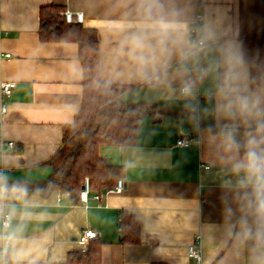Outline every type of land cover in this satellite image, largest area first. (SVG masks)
Listing matches in <instances>:
<instances>
[{"label": "crops", "instance_id": "0c3cea01", "mask_svg": "<svg viewBox=\"0 0 264 264\" xmlns=\"http://www.w3.org/2000/svg\"><path fill=\"white\" fill-rule=\"evenodd\" d=\"M186 3L197 15L225 13L240 41L245 35L264 32V0ZM49 4L83 12L81 24L98 31L101 80L127 85L123 100L154 103L158 111L141 121L134 144L115 146L109 154L125 167L121 192H109L101 200L93 192L87 202L76 204L70 193L59 190L49 196L28 192L26 209L15 200L9 205L0 202V247L3 232L11 239L6 264H72L68 253L89 246L79 239L85 229L99 233L100 264H195L187 252L198 234L202 264H239L223 221L209 153L196 143L176 146L180 136L197 137L196 133L181 125L180 108L170 104L163 89L137 76L119 55L133 0H0V84L17 83L12 96L4 99L8 105L4 115L0 93L2 132L15 142L14 148L3 149L0 172L12 181L47 177L52 172L48 161L63 143V125L73 121L82 105L78 43L43 41L39 36L41 9ZM7 53L11 56L5 57ZM12 209L16 214L4 231L2 215ZM25 211L27 215L21 217ZM123 215L137 221L140 244L121 243Z\"/></svg>", "mask_w": 264, "mask_h": 264}, {"label": "clouds", "instance_id": "9594fccd", "mask_svg": "<svg viewBox=\"0 0 264 264\" xmlns=\"http://www.w3.org/2000/svg\"><path fill=\"white\" fill-rule=\"evenodd\" d=\"M124 32L119 55L163 89L209 153L239 264H264V61L248 54L225 13L197 15L186 0H133ZM27 195L0 172V202L26 209Z\"/></svg>", "mask_w": 264, "mask_h": 264}, {"label": "trees", "instance_id": "16d2710c", "mask_svg": "<svg viewBox=\"0 0 264 264\" xmlns=\"http://www.w3.org/2000/svg\"><path fill=\"white\" fill-rule=\"evenodd\" d=\"M66 8L60 4L41 9L39 36L43 41L77 42L78 58L83 68L82 105L71 123L63 125V143L48 161L52 172L38 180H10L23 185L27 192L49 196L54 191L70 193L72 202L79 203L80 192L89 177L92 192L114 187L124 176L125 167L110 158L115 146H128L137 141L138 128L145 117H155L157 105L129 102L121 98L127 85L105 83L100 77L98 31L81 23H68ZM241 43L250 56L264 61V32L248 34ZM21 151V149H18ZM122 244H140V227L132 215L120 221ZM103 243L92 239L85 251L68 253V263L100 264Z\"/></svg>", "mask_w": 264, "mask_h": 264}, {"label": "built area", "instance_id": "2783aa9c", "mask_svg": "<svg viewBox=\"0 0 264 264\" xmlns=\"http://www.w3.org/2000/svg\"><path fill=\"white\" fill-rule=\"evenodd\" d=\"M63 14L68 23H73V22L83 23L84 13L81 11L66 10L63 12ZM198 15H201V14H198ZM10 56H11L10 53L5 54V57H10ZM16 87H17V83L15 81H12V80L2 81L0 84V93H1L2 99L4 100V99L11 97ZM7 111H8V105L6 104L4 100L2 102L1 114L4 115L7 113ZM2 127H3V119L0 120V156L3 155V149L5 147L7 146L11 148L15 147V142L7 140L5 136L3 135ZM196 140H197V137L195 135L184 134L176 140V146L189 147L192 144H194ZM205 168L208 169L209 166H205ZM123 187H124V179L120 178L118 179L114 187L108 188L107 190H105V193L103 191L98 192L94 195V197L97 200H101V198H103L109 192H115V191L121 192L123 190ZM91 193L93 192L91 191L90 179L89 177H86L83 183L81 192H80V200L82 202H87ZM1 203L3 205H9L11 203V199L6 200ZM8 216H9V212H5L2 215V227L4 231L10 228L12 224ZM98 237H99V233L96 230L85 229L82 231L79 239H80V242H82L83 244H88L90 240L96 239ZM10 244H11V239L3 232L2 233V245L0 247V259H1L0 264H6V256H7V251H8V248L10 247ZM187 254L190 260H192L195 264H202L203 249H202L201 234H198L194 238L193 242L189 245Z\"/></svg>", "mask_w": 264, "mask_h": 264}]
</instances>
